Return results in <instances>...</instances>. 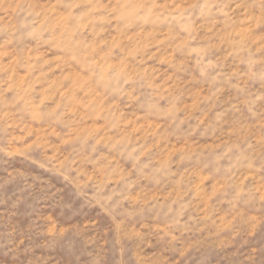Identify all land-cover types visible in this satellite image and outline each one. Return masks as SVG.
I'll return each instance as SVG.
<instances>
[{"label": "rangeland", "instance_id": "rangeland-1", "mask_svg": "<svg viewBox=\"0 0 264 264\" xmlns=\"http://www.w3.org/2000/svg\"><path fill=\"white\" fill-rule=\"evenodd\" d=\"M0 264H264V0H0Z\"/></svg>", "mask_w": 264, "mask_h": 264}]
</instances>
